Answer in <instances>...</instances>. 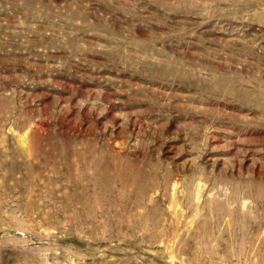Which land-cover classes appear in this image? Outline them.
<instances>
[{"label": "rangeland", "instance_id": "rangeland-1", "mask_svg": "<svg viewBox=\"0 0 264 264\" xmlns=\"http://www.w3.org/2000/svg\"><path fill=\"white\" fill-rule=\"evenodd\" d=\"M0 264H264V0H0Z\"/></svg>", "mask_w": 264, "mask_h": 264}, {"label": "bare ground", "instance_id": "bare-ground-1", "mask_svg": "<svg viewBox=\"0 0 264 264\" xmlns=\"http://www.w3.org/2000/svg\"><path fill=\"white\" fill-rule=\"evenodd\" d=\"M249 211V210H248ZM245 213V212H244ZM244 213L243 214H241L240 216H238L239 217V220L237 221V224H236V230H235V235L233 236V237H235L236 239H238V234L237 233H239L240 234V237L241 238H243V239H245L246 238V233H248L250 230H251V228H255V227H257V225H258V223H259V219H255V218H252V217H249V216H246V213H245V215H244ZM259 216V215H258ZM230 220V219H229ZM236 222V221H235ZM262 222V221H261ZM231 223V222H230ZM235 225V224H234ZM233 225V226H234ZM230 227V226H229ZM231 228H232V226H231ZM234 230H233V232H234ZM252 231V230H251ZM231 234H232V230H231ZM233 237H231V240H230V242H232V240H233ZM248 241V240H247ZM229 242V243H230ZM237 244V243H236ZM255 245V244H254ZM236 246V245H235ZM239 248V247H238ZM238 250V249H237ZM240 251H241V249H240ZM242 254V253H241ZM240 254V255H241ZM229 255L231 256V254H228V257H229ZM231 258V257H230ZM229 258V259H230ZM228 259V260H229ZM256 261V260H255Z\"/></svg>", "mask_w": 264, "mask_h": 264}]
</instances>
